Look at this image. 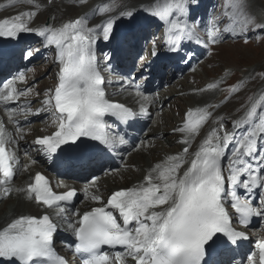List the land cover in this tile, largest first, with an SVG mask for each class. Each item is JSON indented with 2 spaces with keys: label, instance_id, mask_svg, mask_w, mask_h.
I'll return each instance as SVG.
<instances>
[{
  "label": "snow or ice",
  "instance_id": "snow-or-ice-1",
  "mask_svg": "<svg viewBox=\"0 0 264 264\" xmlns=\"http://www.w3.org/2000/svg\"><path fill=\"white\" fill-rule=\"evenodd\" d=\"M87 2L79 0L81 5ZM199 3L149 0L148 7H133L126 0H108L97 5L93 15H109L91 27L88 13L58 25L46 22L33 26L43 6L41 0H11L7 6L0 5V9L17 4L35 9L0 19V38L20 41L23 34L34 33L43 38L45 48L55 52L59 67L57 84L44 92L42 107L35 112L27 99L33 90L17 87L18 81L27 83L24 73L0 82V108L14 126L9 130L0 119V191L5 197L16 193L45 209L35 214L21 213L0 224V264H69L54 247V237L61 228L75 237L74 247H68L81 264H214L215 252H235L233 246L240 248L249 239L246 231L237 230L234 221L246 229L253 218L264 220V93L249 96L239 118L219 115L213 119L214 110L221 105L207 102L186 111L182 126L174 129L183 134L179 141L184 145L182 151L167 155L150 166L139 183L113 191L106 200L98 194V188L92 193L85 188L88 198L99 205L89 210L81 212L71 206L76 188L61 182L57 187L67 190L56 192L41 172H36L25 186H13L20 171L19 143L26 136L21 116L26 120L29 114L52 115L55 130L32 141L51 160L54 155L59 159L76 150L85 154L114 151L128 141L111 130L107 118L128 124L138 115L148 114L155 97L145 94L140 83L135 84L138 111L111 100L107 93L111 81L103 73L110 71V65H101L96 43L116 40L114 25L118 19H134L139 11L146 12L162 22L167 51L174 54L187 47L185 42L194 41L207 48L220 43L226 33L241 37L249 32L264 33V13L253 12L249 0H228L223 14L208 20L203 28L195 17ZM155 44L154 40L153 56L158 54ZM37 51L25 45L20 49L21 59H30ZM103 59L111 57L104 53ZM180 59H187V55ZM259 77L264 80V72ZM220 83L223 81L197 91L218 90ZM240 90V86H233L227 91L235 94ZM209 121L214 126L190 152ZM95 183L93 179L91 186ZM255 248L246 254V264H264V236Z\"/></svg>",
  "mask_w": 264,
  "mask_h": 264
},
{
  "label": "bare ground",
  "instance_id": "bare-ground-1",
  "mask_svg": "<svg viewBox=\"0 0 264 264\" xmlns=\"http://www.w3.org/2000/svg\"><path fill=\"white\" fill-rule=\"evenodd\" d=\"M108 0H88L86 4L81 5L79 3V0H51V3L48 2V0H41L42 8L39 10L38 15L36 18H34L33 26L40 27L43 26L44 19L49 15L52 17H55V20L51 23H54L58 25L62 21H67L69 19H75L81 15H84L85 13L89 14V26H95L97 23L101 22L103 19H95L97 12L93 15V12L95 10V7L101 3H106ZM149 0H126V2L132 6H142V7H148ZM11 1H0V5L7 6ZM22 10H35L29 6L26 5H20L16 6L12 9L7 10L6 7L3 9H0V19H3L9 15L15 14L18 11ZM134 19H130L127 17L121 18L117 20L116 25H114V33H116L117 29L119 27H126L128 29H131L139 23V13ZM150 18V17H149ZM106 19V18H105ZM158 22V21H156ZM157 25L159 27L162 26V22H158ZM150 30L144 32V34H149ZM32 37H39L35 35L34 33H25L23 34V39L20 41H11L4 38H0L3 42H5L7 45H14V44H22L27 41H30ZM36 40L39 38H35ZM42 39V38H41ZM35 40V41H36ZM166 41V40H165ZM165 41L162 43L161 51L163 52L166 50V43ZM42 42V41H41ZM110 41H102L98 40L96 43V51H97V57L99 55L100 50L111 43ZM186 43V42H185ZM30 43V45H32ZM39 44V43H38ZM40 43L39 45H41ZM195 46L192 45V48ZM124 48V45H123ZM200 47H197L199 49ZM48 49V48H46ZM50 50V49H48ZM53 51V50H52ZM49 53V52H48ZM54 59H55V67L57 70H59L58 64L56 62V55L53 51ZM99 60V58H98ZM155 61H159L157 58L154 59ZM193 58L189 65L193 64ZM102 65V64H101ZM155 69H153L154 71ZM186 68H179L178 72L176 73V76H180ZM125 71V69H124ZM153 73V72H151ZM247 77H250L249 73H247ZM126 78V79H125ZM13 79V78H12ZM10 79V80H12ZM223 77L216 78L212 81L207 82L204 86L200 85L201 87H193L189 86L182 90H173V91H165V85L166 84H172L173 78H161L157 80L155 83H149L148 86L143 87L142 89L145 94L152 95L155 97L154 102L149 107V112L146 115H138L137 120L135 122V126L140 129V131L137 132L138 138L133 137L132 142L135 143V145L127 146V150L124 151L123 158H127L129 153L134 151V159L132 162L126 164L127 169L124 170H110L107 172H104L101 176H98L95 181V187L91 186V182H86L84 185H82V195L84 196L85 200L84 202L78 206L75 207L76 209L81 210H89L92 206H99L94 204L89 198L88 195L83 191L85 188H88V192L92 193L96 191V188L99 189V193L101 194L105 200L108 198V196L116 190L128 188L132 186L133 184L139 183L144 175L146 174V171L149 169L150 166L154 165L157 162H160L162 159H164L167 155L171 154H177L182 151V148L184 147L183 144L179 143V141L183 138V134L179 132H175L174 129L182 126L184 122V117L186 111L189 109H194L195 107H203L204 103H210V104H219L222 105L221 99H216L218 95L220 94V86L218 90H210L204 93H200L197 90L201 88H206L208 84L214 83V82H221ZM24 84V83H22ZM57 84V81H56ZM221 84V83H220ZM111 85L113 84H107V93L109 94V97L113 101L125 103L128 106H132L138 111V104L137 100L139 97L136 94L135 89V83L131 80V78L124 77L122 81L119 82L120 90H116L115 88H111ZM117 85V84H115ZM187 85V84H186ZM23 87V85H21ZM224 87V86H223ZM258 87V86H257ZM24 88V87H23ZM262 89H264V81L261 82V84L258 87L257 96L262 93ZM172 90V89H171ZM120 91V92H119ZM256 91V90H255ZM134 93L133 95H131ZM174 93H180L183 96V101L185 104L184 111L182 113V118H172L168 114H166V117L168 116V121L162 122L157 118L156 129L150 128V124L153 121V117L157 116V111L161 108H165V106H168V103L173 100V97L175 96ZM220 97V96H219ZM44 99V98H43ZM42 99V100H43ZM24 100L21 99V102ZM42 104H38L36 108L31 109L32 112H35L37 109L41 108ZM221 107V106H220ZM219 107V108H220ZM219 108L215 109L218 114L222 112V109L219 110ZM47 115H51L48 112H41L39 115H31L29 114L27 116V119L25 120L22 116L20 119V125L24 128V125L29 120H45ZM240 116V115H239ZM32 118V119H31ZM238 118V117H237ZM0 119H3L5 121L6 126L9 128V130H14V126L8 122V118L6 113L0 108ZM172 119V121H171ZM155 121V120H154ZM173 124V126L168 127V124ZM153 124V123H152ZM167 126V127H166ZM213 121H209L208 124H206L199 135L195 138V141L193 142L192 148L190 149V152L195 151L198 144L202 141V139L205 137L207 132L210 130L211 127H213ZM229 130L231 129V123H228ZM31 129V128H30ZM55 130V125L53 127H49V129H37L32 136H28L26 133L25 139L23 141H20L19 143V150L17 152V156L19 158V164L18 168L20 169L19 174L15 179L13 180V186L14 187H23L28 182H30L31 177L34 176L36 172L48 170L50 167L45 165L40 160H35L34 156H30L28 161H24L26 153H28L30 150L35 152L37 155L35 157H43L44 152L40 149L39 145H35L32 143V141L37 138L38 136L51 134ZM157 137H161V141L157 140ZM138 147V149H136ZM136 149V150H135ZM136 155V156H135ZM35 160L36 163L33 164L32 161ZM125 165V164H124ZM64 184H67L68 186H74L72 182L64 180ZM81 186V185H80ZM79 187V185H78ZM11 196H13V200L10 202L9 207H5L0 210V224H3L5 220L14 217L16 215H19L21 213H38L45 211L42 208H38L34 203L27 202L24 200V198L20 195H17L16 193H13ZM6 197L3 195L2 191H0V203L3 199ZM257 236V234H255ZM262 236V235H261ZM131 264V262H130Z\"/></svg>",
  "mask_w": 264,
  "mask_h": 264
},
{
  "label": "rangeland",
  "instance_id": "rangeland-1",
  "mask_svg": "<svg viewBox=\"0 0 264 264\" xmlns=\"http://www.w3.org/2000/svg\"><path fill=\"white\" fill-rule=\"evenodd\" d=\"M0 1H7V0H0ZM208 1L209 0H200L199 6L195 8L196 21L201 24L202 28L207 23V21L212 19L214 16H221L225 11L224 5L228 2V0H211L209 1V3H207ZM249 3L251 4V10L253 12L264 13V0H249ZM20 5L22 4H17L16 6H20ZM132 6L134 7V5ZM12 8L14 7H6L7 10ZM146 14L147 13L144 11H141L139 13V23L137 24V26H135L138 27V29L135 31L133 30V28H131L132 31H129L130 33L128 37L129 39L131 38L133 39L135 36L139 38L138 48H144L141 50L142 54L140 53V50H138V48L135 49V47L131 46L127 40L128 43L127 44L124 43V53L121 56H117V58H119L122 61L121 65L125 69L124 71L125 77L131 74V69H132L131 67L135 69L134 72H132V74H136L137 73L136 71L142 72L151 68L152 69L151 72H153V73L150 72L151 76L152 78L154 77L155 78L153 79V82L148 81V83H146V85H143V87L148 86L149 83H155L157 80L161 78H166V77L173 78L172 84L170 83L165 85L164 88L165 91L182 90L189 86L201 87L200 85L204 86L209 81L223 77L222 79L223 83L220 84V88H221L220 94L216 98V99H221L223 102L221 107L219 108V110L222 109V112L218 114L217 113L218 110L215 111L213 119H215V117L219 115H223L226 117L231 116L232 118H237V117L239 118V115L241 116L244 111L242 106L248 102L249 96L257 94L258 91L257 86H259L260 83L263 81L259 77V73L264 72V39L258 40L256 37L264 36V33L257 32L256 34H253L252 32H249L246 35V37L233 36L231 34L226 33L224 34V37L220 43L215 45H210L207 48L204 47V45L202 44L204 47L203 48L200 44L198 45L194 43V41L186 42L188 48L191 47L190 51L192 52L198 51L197 52L199 54L197 55L198 59L193 57L194 59L193 64L188 66H183V65L180 66L179 68L181 67L186 68V70H184V72L180 76H176V73L178 72L179 69H177V71H175L174 73H170L172 72L171 71L173 69L172 67L164 69L165 71L167 70V72H164L162 70L163 65L168 63V60H166L163 63H159L160 67L155 66V62H157V60L156 61L147 60L148 58L152 57L151 52L154 47L153 41L154 40L156 41L155 48L157 49L159 48L158 41L160 39L159 40L154 39L155 37L154 35H151V31L147 35L144 34V32L147 31L148 29L149 30L152 29V24H153V23L152 24L148 23L150 21H147L146 23V20L144 19H148V20L152 19L151 17L149 18V16L146 17ZM107 15L109 14L102 15L99 12H97L95 19H98L99 17L100 19H105L107 18ZM45 20L46 19H44V22ZM89 24H91V22H89ZM153 34H155L154 30H153ZM160 34L161 32L159 33V35ZM201 35L203 36L204 32H201ZM150 37H151L150 41L146 43L147 39ZM245 39L248 40V43H245ZM35 40L36 39L32 37L30 41H27L28 42L27 44L26 42L23 43V47L25 45H28L30 47L39 49V51H37L32 58L25 59L32 62L29 65V67H26L27 71L24 70L22 71V73L24 72L26 76L27 83L22 84L19 81L17 82L18 88L23 89L24 87V88H31L33 90L32 94H30L27 97V99L31 101V109L36 108L38 104L41 103L42 99L44 98V92L47 89L52 88L56 85L57 74L59 72V70H57L55 67V59L52 49L48 50L43 46V44L39 45L40 43H42L41 42L42 40L39 41L38 39L36 41ZM32 42L33 44L30 45V43ZM192 44L193 46H195L194 48H192ZM109 45H111V43H109ZM109 45L104 46L99 52L98 58L102 66L103 63L105 64L107 63V61L103 59V54L106 53L104 48ZM197 47L200 48L197 49ZM200 53L202 54L201 59H200L201 56ZM137 55L139 57H137ZM136 58L139 65L145 62L141 70L135 61ZM115 59L116 57H114V60ZM153 69L155 70L153 71ZM247 73H249L250 77H247ZM15 74L16 73L14 72V74L10 76L8 80L15 78L16 77ZM139 80H145V77H141ZM242 81L243 84L241 85ZM21 85H23V87H21ZM233 86H240L241 90L238 93L230 94L227 90ZM261 91L262 93H264V89H262ZM35 93H40V95H36ZM174 94L175 96L173 97V100H171L168 103V106H165V108L163 107L159 109V111H157V116L155 115L153 117V121L150 124L151 126L150 128L156 129L157 123L155 122L157 121V118H159V120H161L162 122L167 123L168 116L166 117V114H168L170 117L172 116V118H182L183 116L182 113L185 108V104L184 102H182L183 96L180 93H174ZM21 99L24 100L25 98L22 97ZM164 112L166 114H164ZM45 118H46L45 120L35 119L26 122L24 127L27 135L32 136V134L35 131H37V129L47 130L49 129V127H53L55 125L52 122L53 121L52 115H47ZM167 126L171 127L173 126V124L170 123ZM157 138H158L157 140L161 141V137H157ZM136 149H138V147ZM28 153L30 155L25 157L24 161H28L27 158H29L32 155L35 156L37 155L32 150H30ZM133 153L134 151L130 152L127 158L122 159L125 165L123 164L124 167H120L118 168V170H124L128 168V166L126 167V164L133 161L134 159ZM35 156H34L35 160H40L43 158L40 157V155H38V157ZM41 161L43 162V160ZM86 182H84L83 184H85ZM81 199H83V201L79 204V206L85 200L82 193H81ZM6 206H8V203L6 204Z\"/></svg>",
  "mask_w": 264,
  "mask_h": 264
}]
</instances>
